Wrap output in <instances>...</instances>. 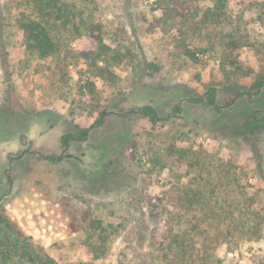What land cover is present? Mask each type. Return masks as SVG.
I'll list each match as a JSON object with an SVG mask.
<instances>
[{"label": "rangeland", "instance_id": "374dc122", "mask_svg": "<svg viewBox=\"0 0 264 264\" xmlns=\"http://www.w3.org/2000/svg\"><path fill=\"white\" fill-rule=\"evenodd\" d=\"M20 1L0 0V202L9 218L59 264H150L152 236L166 226L165 211L174 209L170 202L175 180L168 170L159 179L145 176L149 166L142 168L145 160L141 163L139 157L148 144L190 131L197 147L223 161L231 159L248 172L254 207L264 212V180L258 172V164L264 169V90L253 101L239 99L221 113L187 102L188 97L203 95L210 83H222L216 60L193 65L176 59L170 46L173 33L160 27L161 11L153 10L156 0H96L95 15L107 41L132 51L135 69H116L122 92L105 102L111 114L104 126L94 129L87 141L61 148L62 135L89 128L98 115L76 108L75 92L66 99L52 85L54 61L26 59L23 36L16 27L23 11ZM209 5L201 3L202 8ZM230 9L235 18L244 19L248 45L241 50V62L251 75L240 78L237 86L220 88L219 105L238 90H249L264 75V0H230ZM94 40L84 36L69 42L75 57L67 69L74 80L85 68L83 53L93 49ZM151 63L160 72L149 74ZM112 92L107 89L105 97ZM177 104L182 116L165 127L161 124L162 140L150 135L147 119L129 113L151 105L166 117ZM255 111L260 115L241 125ZM36 153L61 159L51 162ZM112 164L141 176L110 174ZM150 197L162 201L166 210L161 206L160 216L152 212ZM98 220L111 226V235L106 253L95 259L87 238L93 234L92 222ZM205 226L209 233L200 239L198 251L206 264H264V222L255 239L238 233L226 237L224 231L218 241L214 229Z\"/></svg>", "mask_w": 264, "mask_h": 264}, {"label": "trees", "instance_id": "16d2710c", "mask_svg": "<svg viewBox=\"0 0 264 264\" xmlns=\"http://www.w3.org/2000/svg\"><path fill=\"white\" fill-rule=\"evenodd\" d=\"M204 1L210 3L206 8L201 7ZM20 2L23 11L16 18V27L23 36L26 59L54 61L56 77L52 85L66 99L75 92L73 103H76V108L89 109L98 115L89 128L62 135L61 148L85 142L94 129L104 126L111 114L105 102L115 100L122 92L121 78L116 69L123 66L135 69L136 58L129 49L107 41L106 30L95 15L96 0ZM153 10L161 11L158 18L160 27L165 32L173 33L170 46L176 59L200 65L204 63V59L212 58L218 63L222 83H210L203 95L188 97L187 102L206 104L221 113L237 100L245 98L253 101L263 92L264 75H260L249 90H238L228 97L230 99L225 105L218 104L220 88L237 86L240 78L251 75V71L241 62V50L248 45V37L242 32L244 19L242 16L235 18L232 15L230 0H156ZM84 36H93L96 43L93 49L83 53L85 68L76 73L77 79L74 80L67 69L70 60L75 57L68 49V44L71 39ZM147 71L153 75L160 72V69L151 63L147 65ZM107 89L113 92L105 97ZM129 113L147 119L152 126L150 135L162 140L164 136L159 135L160 128L181 118L182 107L177 104L166 117H161L151 105L133 108ZM259 115L255 111L241 125ZM191 133L193 131L189 135ZM189 135L179 134L158 145L148 144L139 157L141 163L143 158L145 160V163L140 164L142 168L149 166L147 172L143 171L145 176L151 175L159 179L168 170L175 180V195L170 202L174 209L165 211L166 226L155 231L152 236L150 264H206L207 259L200 256L198 251L200 239L207 237L209 233L205 224L214 229V236L218 241L224 231L226 237L235 233L240 236L250 234L249 239H255L256 234L262 232L264 212L254 207L256 196H251L248 191V172L231 159L223 161L218 155L208 153L201 146L197 147L195 140ZM36 154L51 162L61 159L57 155ZM108 172L118 176H141L129 167L118 164L110 165ZM258 172L264 180L261 164H258ZM149 205L153 207L155 216L161 215L158 210L161 206L165 209L162 201L155 197H150ZM110 229L111 226L105 227L101 220L92 222L90 232L93 234L87 238V245L95 259L106 253ZM95 239L99 240V245L93 243ZM0 264H59L44 246L26 235L9 218L2 202Z\"/></svg>", "mask_w": 264, "mask_h": 264}, {"label": "water", "instance_id": "95a60500", "mask_svg": "<svg viewBox=\"0 0 264 264\" xmlns=\"http://www.w3.org/2000/svg\"><path fill=\"white\" fill-rule=\"evenodd\" d=\"M32 145H33V144H32V143H30L29 147H32Z\"/></svg>", "mask_w": 264, "mask_h": 264}]
</instances>
